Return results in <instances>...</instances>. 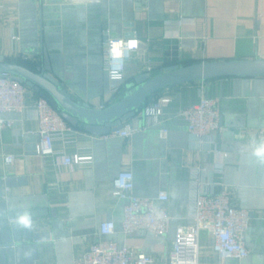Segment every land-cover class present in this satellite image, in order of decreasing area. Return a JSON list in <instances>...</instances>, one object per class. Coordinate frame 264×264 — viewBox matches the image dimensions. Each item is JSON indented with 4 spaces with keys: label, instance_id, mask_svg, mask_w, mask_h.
Segmentation results:
<instances>
[{
    "label": "crops",
    "instance_id": "0c3cea01",
    "mask_svg": "<svg viewBox=\"0 0 264 264\" xmlns=\"http://www.w3.org/2000/svg\"><path fill=\"white\" fill-rule=\"evenodd\" d=\"M133 35L140 50L125 63L123 79L112 81L103 70L104 42ZM0 55L50 74L76 101L105 108L145 72L155 76L173 65L264 59V0H0ZM40 95L29 88L27 110L4 116L13 123L0 128V176L15 179L13 187L4 188L1 203L7 213L49 212L27 218L33 233H49L34 241V264L79 261L97 242L102 221L116 225L110 240L151 255L153 264H166L177 228L188 223L194 196L225 190L236 206L251 213L246 234L250 253L243 264H264V157L255 154L257 130L264 128V76L220 77L163 88L129 120L136 130L128 138L93 136L76 127L74 152L92 160L57 169L36 154L35 138L25 139L36 136L32 106ZM201 98L216 99L221 114V131L202 145L178 116ZM157 99L171 101L164 122L146 127L142 112ZM7 153L15 155L10 165L4 162ZM122 171L133 173L139 196L167 193L166 235L121 232L125 200L114 194L113 181ZM5 217L0 214V219ZM199 254L201 263L219 264L206 232L201 233Z\"/></svg>",
    "mask_w": 264,
    "mask_h": 264
},
{
    "label": "built area",
    "instance_id": "2783aa9c",
    "mask_svg": "<svg viewBox=\"0 0 264 264\" xmlns=\"http://www.w3.org/2000/svg\"><path fill=\"white\" fill-rule=\"evenodd\" d=\"M49 0H41L47 2ZM99 0H65L67 4L98 2ZM12 39L19 37L15 32ZM140 50V41L133 35L129 38L107 37L103 48V70L112 81L123 79L125 63ZM29 87L10 74L0 73V128H10L13 121L4 116L27 110L25 95ZM169 99H157L143 110L146 127L164 122ZM37 115L36 154L46 159L52 168L74 167L91 162L92 156H82L74 152L79 132L60 114L49 96L41 94L32 106ZM178 116L186 123L189 133L202 145L206 137L221 131V114L216 99L201 98L197 103L182 109ZM136 129L124 121L119 130L109 135L128 138ZM162 134L167 129L162 127ZM108 136V135H107ZM259 145L264 143V128L256 133ZM15 155L7 153L4 162L10 165ZM114 194L125 200L121 232L132 235L146 231L155 236L166 235L170 215L165 206L166 192L156 196H139L134 193V176L130 171H122L113 181ZM251 223V213L233 203L229 190L213 194H196L193 198L188 223L179 226L172 242L166 264H203L199 259V245L202 232L213 239V252L219 264L235 261L243 264L249 256L246 234ZM116 232L113 221L99 224L97 242L89 246L79 261L70 264H153L151 255L128 246H119L109 239Z\"/></svg>",
    "mask_w": 264,
    "mask_h": 264
},
{
    "label": "water",
    "instance_id": "95a60500",
    "mask_svg": "<svg viewBox=\"0 0 264 264\" xmlns=\"http://www.w3.org/2000/svg\"><path fill=\"white\" fill-rule=\"evenodd\" d=\"M0 73L10 74L34 91L49 96L61 116L74 128L81 127L93 136H102L119 130L122 123L133 118L151 95L163 88L220 77L264 76V59L173 65L161 69L155 76L145 72L126 86L127 91L116 103L100 109L73 99L50 74L8 62L3 55H0ZM34 138L39 140L35 135H27L25 139L30 141ZM14 184L13 177L0 176V214L6 215L0 219V264H34L38 258V248L34 241L48 238L49 233H33L27 218L46 216L49 212L41 209L7 213L5 205L1 203L3 190ZM51 215L56 219L54 226H58L56 211L52 210ZM19 218L26 219L16 221Z\"/></svg>",
    "mask_w": 264,
    "mask_h": 264
},
{
    "label": "clouds",
    "instance_id": "9594fccd",
    "mask_svg": "<svg viewBox=\"0 0 264 264\" xmlns=\"http://www.w3.org/2000/svg\"><path fill=\"white\" fill-rule=\"evenodd\" d=\"M255 154L258 157H264V143H261L256 149ZM26 222V221H25Z\"/></svg>",
    "mask_w": 264,
    "mask_h": 264
}]
</instances>
